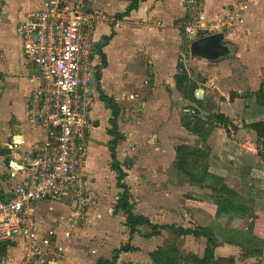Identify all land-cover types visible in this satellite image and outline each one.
I'll use <instances>...</instances> for the list:
<instances>
[{"label": "crops", "instance_id": "crops-1", "mask_svg": "<svg viewBox=\"0 0 264 264\" xmlns=\"http://www.w3.org/2000/svg\"><path fill=\"white\" fill-rule=\"evenodd\" d=\"M16 1L2 0L0 12V197H7L17 178H23L24 170L17 177L11 176L10 162L28 167L34 144L45 138L44 128L27 117L28 99L37 84L31 75L37 72L27 63L16 30L26 12L42 7L45 0H32L34 5L26 0L30 8L21 12L15 6ZM88 3L103 12L105 18L92 30L99 48V69L89 110L93 125L87 145V199L81 204L66 195L32 204L37 246L32 264H119L122 260L143 264L142 261L151 259V253L165 249L170 230L157 228L159 233L146 235L145 229L153 223H164L161 212L166 199H171L173 190L184 181L175 165L178 145L204 148L206 142L214 143L215 158L220 159L207 170L220 171L226 177L234 175L239 188L247 184L248 174L253 180L251 186L256 184L258 180L250 172L264 169L263 157L251 146L255 132L251 126L264 122V0H247L243 5L239 0L205 2L206 20H224L225 25L223 30L211 33L223 31V43L230 48L229 53L216 60L192 56V63L199 67L194 78L202 91L197 106L199 116L206 119L211 114H222L228 120L220 135L213 130L206 141L201 134L190 133L180 117L186 101L176 82L183 54L184 0H88ZM194 95L197 98V93ZM109 100L122 109V119H117L119 114L114 117ZM137 106L142 107L141 116L132 120L133 108ZM116 124L124 137L118 139L114 159L125 171L135 212L146 215V221L138 224L135 231L123 224L122 218L128 212L117 207L120 188L115 178L106 183L105 175L109 173L104 172L100 163L106 156L105 144L117 139L116 132L110 131ZM14 141L17 143L11 150ZM121 152L130 164L121 163ZM229 157L238 160L233 162ZM191 187L195 195L198 188L194 183ZM165 190H171V194ZM191 207L199 205L192 203ZM229 208L228 211L244 214L250 209ZM177 214L178 210L171 205L168 217L176 221ZM82 215H87L90 222L81 228L76 221ZM203 236L193 237L200 239L199 250L192 251L199 257H203L207 246ZM26 246L21 238L0 244V264H21ZM214 253L216 256L217 252Z\"/></svg>", "mask_w": 264, "mask_h": 264}, {"label": "built area", "instance_id": "built-area-1", "mask_svg": "<svg viewBox=\"0 0 264 264\" xmlns=\"http://www.w3.org/2000/svg\"><path fill=\"white\" fill-rule=\"evenodd\" d=\"M205 2L184 0L191 40L194 33L199 36L214 25L205 18ZM104 18L88 0H45L16 26L27 63L39 68L31 75L37 84L28 99L27 117L45 130V138L33 146L28 167L10 162L11 176L24 170L23 178H17L7 197H0V244L24 240L27 250L21 264H32L37 249L32 204L66 195L81 204L87 199V145L93 125L89 110L99 69L92 30Z\"/></svg>", "mask_w": 264, "mask_h": 264}, {"label": "rangeland", "instance_id": "rangeland-1", "mask_svg": "<svg viewBox=\"0 0 264 264\" xmlns=\"http://www.w3.org/2000/svg\"><path fill=\"white\" fill-rule=\"evenodd\" d=\"M1 1L2 0H0V12L2 10ZM246 1L247 0H239V3L243 5ZM31 2L32 5H34V1L31 0ZM15 3L19 12L22 10L26 11L30 8V4L27 3L26 0H17ZM228 10L231 11L230 9ZM202 11L203 8L201 7L198 13L200 14ZM196 15L198 16V14ZM223 21L217 22L218 24L214 21H210L214 25H211L210 29L205 32L201 31L199 36L194 35L196 34L194 33L192 35V40L190 39L189 32L187 33L185 30L187 23H182L181 25L182 40L184 41L182 47L183 54L179 61L180 68L178 69L176 77L179 89L178 92H181L180 95H183L186 99L180 110L181 123L190 133L201 134L205 141L206 136H209L213 130V132H217V134L220 135V129L227 128L228 120H226L224 116H220V114H211L207 116L206 119L199 116L200 110H198L197 106L200 104V100L198 99L201 98L202 91L198 88L199 84L196 83V79L194 78L195 72H198L199 67L198 64L192 63L190 44L194 39L206 34H211L212 31L223 30L222 28L225 27ZM227 21L229 22V18ZM190 23L193 24L192 21ZM195 25L198 27L201 26V24L198 23ZM36 69L39 71L38 67H36ZM195 93H197V98L194 95ZM192 102L197 104H193ZM184 108L188 110L185 111ZM124 109L125 111L123 114L127 112L126 107H124ZM133 109L134 111L131 118L132 120H136L141 116L142 107L139 108L137 106ZM119 111L117 119H122V109L120 107ZM251 128L255 131L251 146L259 150L264 161V123H261L259 126L253 125ZM110 131L113 133L116 132L117 139H114L112 143L107 142L105 144L107 146V150L105 149L106 156L99 159L101 160L100 163L104 168V172L109 173L105 175L106 183L109 184V180L115 178L120 188L118 195L120 199L118 201L119 203H117V207H123L122 205L125 202L129 204V213H126L125 219L123 217L122 220H125L123 224L132 228L134 222H142L145 220L146 215L135 212L134 202H131L133 196L125 181V171L118 167V160L114 159L118 148L117 142L119 141L118 139L124 137L123 132L119 130V124H116ZM95 138L96 136L94 139ZM249 141L250 140H248V143ZM206 143L207 145L204 148L192 144H182L176 147L175 165L181 170L184 181L179 184V188L176 187L175 190H173L174 196L169 200L166 199L164 211L162 210L161 212L164 223H153L151 227L145 229L146 235L159 233L157 228H168L170 233L165 238V249L161 248V250L151 253V259L147 257L148 260L142 261L144 262L143 264H264V169H258L260 172H250L252 176L254 175L258 180L256 184L251 186L253 180H251V177H248V174L245 178V180L248 181V185L246 184L244 187L241 186V188H239V180L234 175L231 174L226 177L223 175L225 173L220 174V171L210 173L207 170L210 164L216 165L220 157H217L218 160H216V147L214 143ZM148 144L149 148L152 149L151 147L153 146L150 143ZM122 151L124 152V149H122ZM123 152H121V163L128 165L130 161L128 158H124ZM100 154L104 155V153ZM227 159L233 160V162L238 160L232 159L231 157ZM167 180L168 177L166 176V181ZM205 181L207 182L206 184ZM193 183L198 188V192L195 191V195H192L191 185ZM205 187H209L210 190L205 189ZM165 191H169L171 194V190ZM238 192H240V195ZM92 195L94 196V194ZM236 196H239L238 199ZM93 199L95 201V197H93ZM192 203L195 206L199 205V207L192 209ZM171 205L178 210V219L176 221L168 217L170 216ZM247 206L250 209L248 208L249 210L246 214L240 212L233 213L227 210L229 207H231V209H245ZM87 208L85 211H87ZM209 213L211 215H209ZM192 214L195 219L194 222H192ZM78 218L79 219L76 221L78 223L77 227L81 226L82 228L84 224L88 221L90 222L87 215H82ZM76 222L73 221V225L76 224ZM198 232L201 234L196 235ZM203 234L205 235L203 236ZM202 236L205 238L207 246L209 245L213 249V259L210 257L208 260L204 259L203 261L200 259L201 257L192 252L195 251V248L199 250L201 246L200 239L193 237ZM208 238H211L212 241H209ZM214 251L217 252L216 256ZM60 252L56 253L60 254ZM205 254L207 253H204V255ZM55 255L56 254L52 256ZM24 257H26V254ZM237 258L238 261L236 262ZM128 259L129 257H127L126 260ZM119 264L128 263L122 260Z\"/></svg>", "mask_w": 264, "mask_h": 264}, {"label": "water", "instance_id": "water-1", "mask_svg": "<svg viewBox=\"0 0 264 264\" xmlns=\"http://www.w3.org/2000/svg\"><path fill=\"white\" fill-rule=\"evenodd\" d=\"M224 32H214L194 39L190 44L192 56L216 60L227 53L230 48L223 43Z\"/></svg>", "mask_w": 264, "mask_h": 264}, {"label": "trees", "instance_id": "trees-1", "mask_svg": "<svg viewBox=\"0 0 264 264\" xmlns=\"http://www.w3.org/2000/svg\"><path fill=\"white\" fill-rule=\"evenodd\" d=\"M132 5H135V4H132ZM104 100H107V98H106V96H103L102 97ZM110 101V100H109ZM110 107L112 108V110H113V114H114V117H116L118 114H119V109H118V107L116 106V104H114V102H112V101H110ZM222 114H220V116H221ZM223 116V115H222ZM262 123H264V122H262ZM259 125H261V123H258V124H255V126H259ZM253 126V125H252ZM128 202H125V203H123V207H124V209L128 212ZM129 213V212H128ZM145 220H143L142 222H139V223H137V222H134L133 224H132V231H135L136 230V226L138 225V224H140V223H143ZM197 234H201V233H196V235ZM203 235H205V234H203ZM208 240L209 241H212L211 240V238H208ZM205 253H207V254H205L203 257H201L200 259L201 260H203L204 261V259H209L210 257L213 259V249L211 248V246H207L206 247V250H205ZM209 255V256H208ZM205 262H206V260H205Z\"/></svg>", "mask_w": 264, "mask_h": 264}]
</instances>
